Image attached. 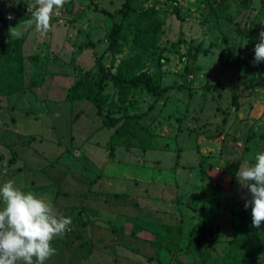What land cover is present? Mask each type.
<instances>
[{
  "label": "rangeland",
  "instance_id": "obj_1",
  "mask_svg": "<svg viewBox=\"0 0 264 264\" xmlns=\"http://www.w3.org/2000/svg\"><path fill=\"white\" fill-rule=\"evenodd\" d=\"M32 2L0 0V13L14 16L9 30L25 35L21 88L0 95V185L12 179L72 217L45 264H209L228 253L251 214L236 174L264 150V61L253 63L264 0H132L131 27L164 20L161 34L154 45L128 34L114 58L108 35L127 0H68L47 34L25 30ZM11 31L0 22V47ZM126 58L165 89H138L122 102L107 79L99 115L94 81ZM9 72L0 53V81ZM127 114L146 132L111 155L110 136ZM111 117L119 121L109 128ZM130 216L167 224L172 240L155 245L165 231L142 223L132 234Z\"/></svg>",
  "mask_w": 264,
  "mask_h": 264
},
{
  "label": "trees",
  "instance_id": "obj_2",
  "mask_svg": "<svg viewBox=\"0 0 264 264\" xmlns=\"http://www.w3.org/2000/svg\"><path fill=\"white\" fill-rule=\"evenodd\" d=\"M132 0H127V6L123 11V19L121 22H115L113 24L112 31L108 35L109 50L111 55L116 57L121 51L124 38L130 33H135L137 39H142L144 33L147 37L146 41L156 43L155 37L158 33L161 34V28L163 21L151 22L148 28L143 29L138 26L136 30L131 27L130 19L135 15L137 9L130 4ZM174 3L177 0H173ZM0 22L4 23L7 32H9L10 21L3 14L0 13ZM146 30V31H145ZM7 40L2 42L0 47V53L2 57L9 63L10 72L3 81H0V95H11L21 88L23 66L25 58L22 54V45L25 41V35H21L19 38L7 35ZM183 38H180L175 45L178 46ZM128 58L123 59L117 66V71L110 73L105 67L102 68L99 75L94 81V90L90 91L89 98L91 102L97 107L99 115L103 114V103L107 97L105 93V84L107 79H111L114 84L119 85V98L122 102H126L130 92L135 90H146L153 94H159L165 89L160 83L158 76H153L148 71L139 72L133 66H124ZM115 62V60H113ZM34 87V85H33ZM234 103H238L237 99H234ZM1 108V105H0ZM118 118H108L105 120L107 127L111 128L118 123ZM146 132L142 127V124L138 122L135 115L127 114L126 119L121 125H119L110 136V154L113 155L117 146L130 147L135 145L138 136L141 132ZM148 136L151 134L148 132ZM136 223L132 230V234L138 233L137 229H141L142 224H146L151 230L159 229L164 230L163 234H156L154 244L161 245L169 244L172 240V232L174 229L167 224L153 220H143L138 217L130 216ZM242 222L236 227L235 237L230 241V249L228 253L216 257L209 258V264H264V227L254 228L252 227L251 214H243ZM246 219V220H245ZM249 223V226L247 224ZM142 223V224H141ZM245 223V224H244ZM178 232H181L180 228H175ZM165 234V236H164ZM168 240V241H167ZM195 240H190L189 245L193 244ZM167 244V245H168ZM198 261V260H196ZM191 261L187 264H193ZM196 264V263H194Z\"/></svg>",
  "mask_w": 264,
  "mask_h": 264
},
{
  "label": "clouds",
  "instance_id": "obj_3",
  "mask_svg": "<svg viewBox=\"0 0 264 264\" xmlns=\"http://www.w3.org/2000/svg\"><path fill=\"white\" fill-rule=\"evenodd\" d=\"M67 2L34 0L27 9L31 15L25 21V30L34 25L38 32L47 34L52 17ZM7 19H14L13 14L9 13ZM15 28L10 26V30ZM10 34L19 38L22 32L11 31ZM262 61L264 29L260 31L254 46L253 63ZM236 175L240 186L251 194L244 207H251L252 227L260 228L264 223V150L255 154L254 163L240 165ZM0 204L3 205L0 207V264H45L56 254L51 242L62 237L73 223L71 216L57 213L48 199L31 191H23L12 179L0 185Z\"/></svg>",
  "mask_w": 264,
  "mask_h": 264
},
{
  "label": "crops",
  "instance_id": "obj_4",
  "mask_svg": "<svg viewBox=\"0 0 264 264\" xmlns=\"http://www.w3.org/2000/svg\"><path fill=\"white\" fill-rule=\"evenodd\" d=\"M11 31V30H10ZM11 35V34H10ZM14 37V36H13ZM197 243V241L195 242V244ZM194 244V243H193ZM194 244V245H195ZM192 247H193V245L192 246H190V249H192ZM192 251H193V249H192ZM195 252V251H194ZM176 258V257H175ZM178 258H179V256H178ZM175 261V263H177V260H174Z\"/></svg>",
  "mask_w": 264,
  "mask_h": 264
}]
</instances>
